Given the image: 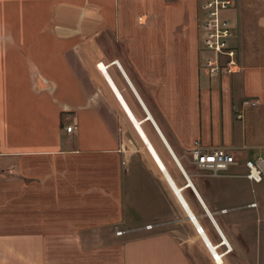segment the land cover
<instances>
[{"label": "crops", "instance_id": "crops-1", "mask_svg": "<svg viewBox=\"0 0 264 264\" xmlns=\"http://www.w3.org/2000/svg\"><path fill=\"white\" fill-rule=\"evenodd\" d=\"M201 1L0 0V264H196L162 228L182 210L163 168L188 183L176 157L232 246L224 264H255L244 232L264 229V194L249 195L245 163L264 156V0L234 1L239 69L217 75ZM196 141L232 152L234 174L199 169Z\"/></svg>", "mask_w": 264, "mask_h": 264}, {"label": "built area", "instance_id": "built-area-1", "mask_svg": "<svg viewBox=\"0 0 264 264\" xmlns=\"http://www.w3.org/2000/svg\"><path fill=\"white\" fill-rule=\"evenodd\" d=\"M234 4V0H202L201 10L203 16L200 22L201 39L205 51L204 67L211 75H217L220 72L233 73L239 69L237 61V48L231 44L234 36V26L231 20L224 15V11ZM246 107H255V100H245ZM238 117H242L239 114ZM73 125L66 127L67 131H72ZM191 156L196 166L201 170L211 171L213 175H220L222 172L231 170L238 164L236 156L225 149L203 148L198 141L195 142L191 151ZM178 166L188 180V173L179 161ZM247 172L245 176L254 183H260L264 180V156L260 155L256 159L246 160ZM195 191V190H194ZM256 206L257 203H253ZM204 206V205H203ZM205 208V207H204ZM206 210V208H205ZM227 212V209L222 210ZM207 212V211H206ZM152 224L147 228L152 229ZM125 231L118 230L122 235Z\"/></svg>", "mask_w": 264, "mask_h": 264}, {"label": "rangeland", "instance_id": "rangeland-1", "mask_svg": "<svg viewBox=\"0 0 264 264\" xmlns=\"http://www.w3.org/2000/svg\"><path fill=\"white\" fill-rule=\"evenodd\" d=\"M230 9H231V7L226 9L223 12L225 16L227 15V13H228V11ZM199 27H200V24H199ZM234 30H235V27H234L233 31ZM231 44H232V40H231ZM97 85L98 86H102V84H97ZM123 93L125 94L124 90H123ZM106 100H107L108 103L110 102V98H106ZM139 110H140V113H141V117L142 118L145 117L146 114L143 111V109L141 107H139ZM127 115H128V113H127ZM128 117H129V115H128ZM141 121H142V119H140V126L144 127L145 122H141ZM130 122L132 124L133 120L130 121ZM132 125H134V127L135 126L137 127L136 122L133 123ZM122 127H123V129H125L124 137L126 138V141L130 145L133 144V143H130V141H129L130 139H132V141L134 143H136L137 139L132 135V133H130V130L128 128V125H127L126 121L123 122V126ZM236 170L237 169H231L229 171L222 172L220 174H225V173L226 174H234V172ZM166 171H167V173L169 175V179L171 181V182H169L168 179H167L168 184H169V186L172 185V187H171L172 189L171 190L173 191V193L176 196L178 202L182 206V210H181V212L179 211V212H176V213H172L171 217H167L166 218L167 219V224L164 227H162V228L163 229L164 228L170 229L171 231H173L175 234L179 235L183 239L189 240L187 242H192L190 248H191V253L193 254V256H195L196 264H210L211 258L213 259V264H220L219 261H221V263L224 264V255H226L229 251L232 250V246H231L228 238L225 236L226 240L223 242L224 239H222L219 229L215 225V223L212 220L211 216H208L211 219L213 225L215 226L214 227L215 228L214 229L215 230V241H217L218 243H214L212 241L211 237L207 233L206 229L204 228V226L202 225V223L198 219V216L195 214V212L193 211L190 203L188 202L187 198L185 197L184 189L177 184V182L174 180V178L170 174L168 168H166ZM204 173L212 174L211 171H204ZM249 187H250L249 195L251 194L253 196L255 194V195L259 196L261 194H264V181H262L261 183H249ZM150 191L153 194L156 192V190L154 188H150ZM154 197H155V195H154ZM253 203H256V202H253ZM161 206L163 208V205H161ZM248 207H250L249 204H248ZM204 212L206 213V211H204ZM186 215H187V217L189 219L186 218ZM193 217H195L197 219V222H195L193 220ZM145 221H148V220H145ZM197 223H198L199 227L201 228V230L203 231V233L201 232L200 228L197 226ZM193 226L195 227V229H196V231L198 233V236H195L196 233H195V229H194ZM153 228H154V230L157 229L156 227H153ZM134 235H136V234H134ZM244 238H245L246 243L248 244V246L253 251L254 255H256L255 259H254L255 260V264H264V229H261V227H259L257 225V223L255 222L254 224H252L247 229V231L244 232ZM223 245H224V247H222ZM259 251L262 252L261 256H260V252Z\"/></svg>", "mask_w": 264, "mask_h": 264}, {"label": "water", "instance_id": "water-1", "mask_svg": "<svg viewBox=\"0 0 264 264\" xmlns=\"http://www.w3.org/2000/svg\"><path fill=\"white\" fill-rule=\"evenodd\" d=\"M147 113H149V112L147 111ZM147 117H150V116L148 115ZM176 159L179 161V159H178L177 157H176ZM187 185H192V188L195 190V192H196L197 196L199 197L200 201L202 202V204H203L204 207L206 208L207 213L211 216V218H212V220L214 221L215 225H216L217 228L219 229L220 234H221V237H222V239H224V240H223V242H224V241L226 240L225 235L223 234V232H222V230H221L219 224L217 223L216 219L214 218L213 213H212V212L209 210V208L207 207L206 203L204 202V200L202 199L201 195L199 194V192H198L197 189L195 188V186H194V184H193V182L191 181V179H190L189 176H188V183H187Z\"/></svg>", "mask_w": 264, "mask_h": 264}, {"label": "bare ground", "instance_id": "bare-ground-1", "mask_svg": "<svg viewBox=\"0 0 264 264\" xmlns=\"http://www.w3.org/2000/svg\"><path fill=\"white\" fill-rule=\"evenodd\" d=\"M119 66H120V65H119ZM146 119H148V117H146ZM166 168H167V166H165L163 169H166ZM187 171H188V170H187ZM190 178H191V177H190ZM186 186H189V187H190V185H185V186H183V187L181 186V187L185 190V187H186ZM187 188H188V187H187ZM191 188H192V186H191ZM193 220H194L195 222H197V219H196L195 217H193ZM197 226L199 227L198 223H197ZM199 228H200V227H199ZM200 230H201V228H200ZM201 232L203 233L202 230H201ZM204 236H205V235H204ZM219 263L222 264L221 261H219Z\"/></svg>", "mask_w": 264, "mask_h": 264}]
</instances>
